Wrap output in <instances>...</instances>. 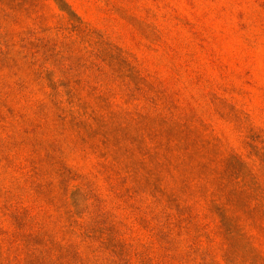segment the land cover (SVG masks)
I'll use <instances>...</instances> for the list:
<instances>
[{
	"label": "rangeland",
	"instance_id": "374dc122",
	"mask_svg": "<svg viewBox=\"0 0 264 264\" xmlns=\"http://www.w3.org/2000/svg\"><path fill=\"white\" fill-rule=\"evenodd\" d=\"M0 264H264V0H0Z\"/></svg>",
	"mask_w": 264,
	"mask_h": 264
}]
</instances>
